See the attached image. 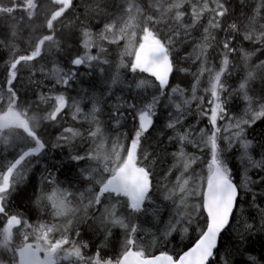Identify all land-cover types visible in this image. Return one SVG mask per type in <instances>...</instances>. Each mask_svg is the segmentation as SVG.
<instances>
[{"label": "snow or ice", "instance_id": "1", "mask_svg": "<svg viewBox=\"0 0 264 264\" xmlns=\"http://www.w3.org/2000/svg\"><path fill=\"white\" fill-rule=\"evenodd\" d=\"M188 2L189 0H175L165 7L164 0H158V4L153 3L147 9L141 8L134 0H76L75 3L74 0H21L18 5L14 0L13 6L0 5V21L17 10L26 13L25 17L8 26L11 39L17 36L21 28L29 33H41L35 41L34 50L28 55L15 56V46L0 40V48L7 47L14 57L8 64L4 84L0 86V143L18 150L14 161L8 162L4 166L6 171L0 173V221H6L0 233V264H60L62 260H67L70 264H264V246L259 257L254 255L255 242L264 241V175L258 174L255 180L248 175L251 169H256L258 173L264 172V136L249 139L247 135L248 128L264 119V60L249 64L256 52L264 55V25L258 24V19L264 20V15H261L264 12V0L253 5H250L248 0H239L241 8L239 15L229 6L232 0H212L211 7L208 0H204L199 9L192 4L191 10L186 13L181 9ZM78 8L82 9L79 14ZM244 8H250V12H244ZM69 12L72 19L66 15ZM205 13L209 18L207 26L203 27L202 42L197 44L193 51L199 50L195 60L201 61V67L196 74L197 82L199 76L205 71H210L203 66L207 62V50L211 48L218 51L222 57V67L212 77L210 89L204 90L210 92L212 99L208 103L211 107L203 108L204 98L197 97L196 86L193 85L191 100H184L183 106L181 103L174 104L175 115L170 116L166 126L173 130L177 126H182L187 115L186 106L193 100L197 101V110L201 115L208 117V125L211 127L208 131L200 130V141L189 142L194 143L198 150L208 149L210 161L206 162V174L189 175L188 179L182 180L191 165L196 164L200 157L193 156L190 161L185 159L182 164L183 171L177 177L181 193L179 204L173 199L174 191L169 189L168 185H164L169 192L165 199L172 201L175 211L173 219L160 238L167 241L173 234L182 235L188 233L189 229L192 232L198 231V234L186 250L175 254L159 251L158 254L146 255L143 246L135 239L137 227L116 218L117 204L121 198H125L126 207L133 213L149 210L145 204L151 201L156 184L153 168L149 166L152 163L151 154L142 147V141L155 124L157 106L161 98L166 97V90L171 87L170 78L174 71H188L178 68L177 64L182 59H190L192 54L180 57L179 46L188 43L191 30L197 27ZM186 15L189 17V23H184ZM37 19L43 23L36 24ZM95 22L102 25L97 34L100 41H108L111 44L127 41L122 57H131L129 63H125L122 58L118 66L110 65L107 59H103L107 53V49L103 47H99L97 54H91L93 47L97 46L92 33ZM63 29L69 30L66 39L78 37L84 49L82 55L70 59V65L77 67L87 65L90 70L88 75L97 70L100 74L99 78L93 76L89 82L91 87L100 88V93L99 95L93 93L87 97L93 101L88 115L83 113L79 102L73 100L70 105V98L66 95L42 92L40 82L35 81L32 76H29L27 84L18 77L21 67L29 68V62L41 56L46 42L50 45L46 51L53 55L64 50L57 38V32H62ZM73 29L76 31H72ZM136 29L140 32L139 38ZM45 31L49 34H43ZM214 32L223 33V38L217 41ZM109 36L114 38L109 40ZM241 41L251 44L255 52L246 51L241 46ZM76 51L79 52V49ZM229 56H238L243 61L242 66L246 73L235 90L243 93L242 98L247 104L240 117H235L228 111L227 102L231 93L221 99V94L228 92L221 83V77L229 68ZM102 65L109 67L107 73ZM121 69H127L131 73L148 74L154 81L150 86L155 88L158 94H152L148 99L135 91L149 86L145 79L133 81L126 86L133 95L129 99L117 98L118 102L109 109L111 113L109 119L119 125L125 112L132 113L137 126L132 129L127 147L113 143L111 154L103 157L93 151H86L84 155L69 154L68 159L77 168L78 176L83 177L85 173H90L88 182L98 187L86 189L87 196L84 193L76 195L60 187L63 182L58 177L63 175L64 168L68 165L60 168L57 174L48 172L41 178V183L50 191L46 192L42 188L36 195L34 204L40 210H43L45 205L49 206L53 218L61 217L65 222L62 225L38 223L33 226L22 212L13 209L11 201L18 184L26 179L31 159L49 147L41 139L44 131L41 125L44 121L50 124L58 123V119H63L62 113L65 109L71 107L74 108L73 120L82 116L87 121L89 115L91 116L93 127L87 130L86 136L88 140L95 142L102 135V121L99 117L105 114L103 105L107 103L106 97L111 95L110 88L105 91L101 85L109 81L111 85L123 83L120 77ZM29 70L31 71L30 68ZM39 71L43 72L44 69L41 68ZM53 75L57 77L56 85L67 88H71L72 83L80 82L78 74L71 68L66 72L54 69ZM256 81L262 85L260 93L250 96L248 95L250 85ZM25 88L30 89L36 96L35 101L25 99L28 95L27 91H22ZM53 91L54 89H50L49 93ZM171 92L183 96L184 90L177 86L171 88ZM41 104L49 105L51 110L44 115L37 114ZM218 120L224 121L222 136ZM189 135L190 133L177 132L176 137L168 138L170 141L175 139L180 146L179 152L173 153L174 157L185 158L184 142L188 141ZM77 138L83 141L85 133L71 127L62 128L60 135L56 137V143L51 144V147L59 149ZM219 140L224 141L223 147L218 143ZM237 146L242 150L241 163L246 165L243 169V182L236 181L226 159ZM253 152L258 159L252 156ZM141 159L145 162L144 166L139 163ZM93 162L95 168L91 167ZM83 163H87L88 167L79 168V164ZM52 167L56 169L58 166ZM170 174L171 171L166 175ZM96 175L101 178L96 180ZM67 179L71 182L75 178ZM189 180L192 183L190 189L187 188ZM188 196L198 201L192 204L190 209L187 206ZM73 200L77 201L79 208L70 206ZM113 200L116 203H112ZM245 204L248 205L247 209L244 207ZM246 211L253 222L245 218ZM201 217L202 226L199 222ZM90 219L91 226L101 232L103 241L110 238L109 229L112 225H119L125 229L126 235L118 256L105 259L101 256L100 249L93 256L86 257L83 254L82 250L87 249L88 244L72 239L71 236L74 234L75 237H80V226L87 224ZM233 224L236 225L235 228ZM13 228L19 233V244L14 240ZM56 234L59 235L58 239L53 241L49 238ZM30 236L34 237V242H29ZM225 236L230 241L228 246L224 243ZM134 247L138 250H133Z\"/></svg>", "mask_w": 264, "mask_h": 264}, {"label": "trees", "instance_id": "2", "mask_svg": "<svg viewBox=\"0 0 264 264\" xmlns=\"http://www.w3.org/2000/svg\"><path fill=\"white\" fill-rule=\"evenodd\" d=\"M10 1L14 2V0H10ZM138 1H140L141 6L146 9L153 3L158 4V0H154V1L138 0ZM170 1L175 2V0H170ZM5 2H8V3H5ZM13 2L10 3L9 0H5V1L1 0L0 5L3 4L2 6H5V7L13 6L12 5ZM20 2L21 0H15V3L17 5L20 4ZM75 2L76 0H74V3ZM192 2H195V4H197L200 7L203 4L204 0H189V2L185 3L184 8L181 10L185 11L186 13L189 12ZM210 2L212 4V0ZM259 2L260 0H248V3L250 5L259 4ZM164 6L165 7L167 6V3L165 4V0H164ZM229 6L235 9V12L237 15L240 14L241 8L239 6V0H232V3ZM49 7H51L50 4H49ZM80 11H82V9L78 8L77 14H79ZM243 11L250 12V8H244ZM70 12L66 15H68L69 19H72ZM25 15L26 13L24 11L17 10L14 13H12L10 16L5 17L3 21H0V40L5 41L6 44L11 43L15 46L14 48L15 56L30 54L31 51L34 50V44H35L36 39H38L39 36L41 35V33L39 32L29 33L28 31L21 28L19 32L17 33V36L14 39L10 38L8 26L11 25L12 23H15L20 18L25 17ZM261 15H264V12H262ZM204 18H208V14L205 15ZM204 18L200 21V23L197 25L196 28L191 30L190 36L188 38V43L183 46H179L180 47V52H179L180 57L182 56L184 57L188 54H192V56L190 59H187V60L182 59L179 61V63L177 64V67L182 68V69H188V71L185 74H183L184 72H181V71H175L173 79H172L173 81L171 82V85H170L171 87H173L174 85L176 86L178 84V86H180L181 89H184L187 92V90L191 86V81L193 79V76L191 77L190 73L192 70L196 71L197 64L201 65V61L195 60V56L199 54V50L197 49V51L194 52L193 49L197 45L195 41H197L203 33V27H205ZM104 22H107V21H104ZM35 23L41 24L43 23V21L40 19H37ZM184 23H189V17L187 15L184 18ZM258 24L264 25V20L258 19ZM101 27L102 25L99 22H95L94 26L92 27V33L94 36L93 39L96 40V44H97V46L93 48L98 49V50H99V47L107 48L106 54H109V55H104L103 59H107L110 65L118 66L122 58L124 59L125 63H129L131 60V57H122L124 45L127 43V41H120L118 44H111L108 41H100L98 39L97 34L100 32ZM72 31H76V30L73 29ZM136 31H137V38H139L140 32L138 29H136ZM43 34H49V33L45 31ZM68 34H69L68 29H63L62 32L61 31L57 32V38L61 41L62 47L64 49L63 51L57 52L55 53V55H53L52 53L46 51L50 46L49 42H46L45 45L43 46L41 56L37 57L34 61L29 62V68L31 69V71L29 70V68L21 67L18 73V77L20 81L27 84L29 76H32L35 81L40 82V90L42 92H44L45 94H52V95L62 93L70 98L69 99L70 105L72 104L73 100L77 102L85 101L87 105L85 107H81V106L80 107L82 108L83 113L88 115L91 112L93 101L91 99H88L87 97H90L93 93L97 95H99L100 93V88L91 87L89 82L92 81L93 76L99 78L100 74L97 70V71H93L91 75H88L90 70L88 69L87 65L81 66V67L70 65L69 63L70 59L76 55H82L84 53V49H82L83 47H82V44L79 43L78 37H74L72 39H66ZM214 35L216 36L217 41L223 38V33H215ZM240 44L246 51L255 52V48L248 42L241 41ZM113 45H115V47ZM76 49H79V52H77ZM98 50H97V53H98ZM217 52L218 51H213V49L210 52H208L207 62L204 64L211 65V64L216 63V60L221 59L222 57L219 54H217ZM257 57H259V59H257ZM13 58H14L13 53L10 52L7 47L0 48V86L4 84V81H5L4 79H6V76H7L8 64ZM259 60H264V55H260L259 52H256V54L251 57L249 64H256L259 62ZM229 61H230L229 69H228L229 71H227L228 73H226V76H223L222 81H224L225 86L227 84L230 87H233V86H237L243 80V77L245 76L246 73H245L244 67L242 66L243 61L238 56H229ZM102 66L105 67V70L107 73L109 71V67L107 65H102ZM41 68L44 69L43 72L39 71V69ZM69 68H71L73 71H75L78 74V79L80 82L72 83L71 88H67L66 86H63V85H56L55 80L57 79V77L53 75L54 69H60L61 72H66L69 70ZM112 74L113 75L115 74L114 68L112 70ZM120 77L123 83L118 82L116 85L113 86V88L110 89L111 95L106 97L107 103L106 105H103L105 114L99 117V119L102 121L101 123L102 135L98 137L95 142L88 140L86 136V132L91 127H93L91 123V116L89 115V118L87 121H85L82 116H78L77 120L78 122L82 123V126L78 125L77 123L73 125V128L74 130L78 129L81 132H84L85 139L81 141L79 138H77L71 141L72 147L70 148L63 147V148L55 150L56 157L68 158L69 154L76 155V154H81V153L84 155L86 151L93 150L94 145H96L99 142L101 143V148H103V151L99 153L100 155L101 153H103L104 155L107 150L110 151L113 143L123 144L125 147H127L128 139L132 135V129L137 126V121L133 119L132 113L125 112L124 116L120 120L119 125H117L115 121H111L109 119V116L111 115V113L109 112V109L111 108L113 104L118 102L117 98L129 99L133 95V92H130L127 90L126 86L128 84L132 83L133 81L138 82L141 79L149 80L152 83H154V81L148 78L145 74L131 73L127 69L120 70ZM101 87H103L105 91L109 90L106 84L101 85ZM171 87L167 90L169 91ZM261 87L262 85L259 81H256L255 83L251 84L250 91L252 92V96L259 94ZM226 88L228 89V87ZM50 89H54V91L49 93ZM228 90L231 91V89H228ZM22 91L28 92V95L27 97H25V99L29 101H35L37 99L36 96L32 94L30 89L25 88V89H22ZM135 91L140 92L144 97H147L148 99L151 98L152 94H158L156 93L155 88L151 87L150 85L145 89H138ZM167 92H166V97H162L160 100V104L157 106V109H156L157 116L155 117L156 121H155L153 128L149 130V132L146 134V137L142 141V147L148 153L151 154L150 160L152 161V163L149 166L153 168L154 175H155L154 184H156V187L154 188V194L152 195L151 201L146 202L145 204V207L148 208L149 210L147 212L133 213L131 209L126 207L125 202L123 201L124 198H121L120 200V203L124 205L125 207L124 208L125 211L131 214V217H129L131 222H133L134 224L137 221L138 223L137 225L140 231L139 233L135 234V239L137 240L139 244L143 246L144 250L147 251L146 255L158 254L159 251H168L170 254H175L176 252L186 250L187 247L191 245L192 239L198 234V231L192 232L191 229H189L188 233H184L182 235L173 234L172 236L168 237L167 241L161 239L160 238L161 236L157 237V235H159V231H165V229L167 228L166 227L167 222L173 219V217L171 216V211H169L170 208H173L172 201L165 199V193L166 192L168 193V191L165 189L164 185H168V188L171 189L170 186L175 181L174 177H175V173L177 169L171 172V174L168 177L164 178L165 175L167 174V168H165L166 161L164 160V158H167L168 162L171 161L172 155H168V153L170 151L173 152L174 150L179 148V144L177 143L175 139H173L172 141L168 139L169 137H176L177 132L180 133V131L169 129L166 126L167 123L169 122L170 116L175 115V107L173 106L175 102L171 101V99L167 95ZM231 95L232 97H231V101H229V105L231 108H234L235 111L233 113H236L237 116H239L243 112V110L241 109L242 106L240 107L241 105L240 103H242V101L239 99L237 94L234 93ZM224 97H227V96L224 95ZM132 102H136V101H132ZM190 109H191V114L187 113L185 117L187 116H189V118L192 117L194 108L190 107ZM50 110L51 109L49 105L41 104L39 106V109L37 110V114L44 115L46 114L47 111H50ZM69 110H72V108L69 107ZM121 111H123V109H121ZM200 118H202V116H200ZM49 124H50L49 122L44 121L41 127L45 125V128L48 129ZM50 125L52 128L50 127V130H47V132L49 131L48 133L50 137H51L52 132L54 135L56 134L60 135L62 131L60 129L61 126L54 127L55 126L54 124H50ZM70 125L71 123L67 124V126H70ZM190 126H192V124ZM263 126H264V119H261L257 121L255 125L248 128L247 130L248 138L252 139L253 137L259 138L261 136H264ZM47 132L46 134H41V137L47 136ZM53 139L50 140V145L53 144ZM17 151L18 150L16 149L15 151L11 150L8 154H4L5 152L0 153V169H4V166L7 165L8 162L14 161V159L16 158ZM241 152L242 150L236 147L226 157L229 167L232 168L234 178L238 182H243L244 180L243 169L244 167H246V165H243L241 163ZM254 154L255 156H253ZM103 155H101V157H103ZM252 156L256 157V153L253 152ZM256 158L258 159V157ZM139 162H141V165L144 166L145 162L142 159ZM206 162L207 160L205 157L203 162L199 166L200 171L203 170L204 172H206ZM255 170L256 169H251L248 172V175L251 176L253 180L257 179L258 174L264 175V172L258 173V171L257 170L255 171ZM36 173L37 172L35 168L34 172L30 174L32 175L30 179L26 182L24 180V182L21 183V185L19 184V186L16 189V193L13 195V198L11 201L13 209L16 211L22 212L24 214V217L27 218L30 224H33L32 222L39 220L40 217H44L41 213H36L37 206L34 204L35 197L36 195H38L37 194L38 182L36 181L35 176H34V174ZM95 177L101 178L99 175H96ZM156 181H162V183H156ZM255 190L258 191V189H255ZM113 201L114 203H116L115 200ZM244 207L245 209H247L248 205L245 204ZM154 212H155V215H154ZM244 216L245 218L249 219V222H253V220L248 217L247 211L244 213ZM237 219L238 220L240 219L239 215L237 216ZM199 222L202 226L203 217L200 218ZM91 225L92 223L90 222L89 229L92 232H94V234H92L91 237L97 238L95 232H99L98 237H100V231H98L95 227H92ZM235 227L236 225L233 224V228ZM257 227H259V224H257ZM145 229H147L149 233L154 232L155 238L157 237L155 242L151 240V237H152L151 233L149 235ZM2 230H3V227H1L0 233H2ZM120 230L121 229L119 228L117 231L114 230V232L111 233V236L109 238L110 240L102 241V242H106L107 249H104L106 253L116 252L118 251V248H120L119 243L116 241V239H120L119 238L120 235L118 234ZM15 234H16V238L14 237V240L17 244H19L20 243L19 233L16 231ZM29 242H34V240H32V238L30 237ZM224 243L226 246L230 245V241L227 236L224 237ZM262 246H264V241L257 240L255 242L254 244V247L256 249V252L254 253L255 256L257 257L260 256Z\"/></svg>", "mask_w": 264, "mask_h": 264}, {"label": "rangeland", "instance_id": "3", "mask_svg": "<svg viewBox=\"0 0 264 264\" xmlns=\"http://www.w3.org/2000/svg\"><path fill=\"white\" fill-rule=\"evenodd\" d=\"M167 1H168V3H171V1L170 0H165V2L167 3ZM134 2L135 3H138L139 4V6L141 7V8H143L142 6H141V3L138 1V0H134ZM208 3H209V6L211 7L212 6V4H211V2H210V0H208ZM191 4H195V2H192ZM196 6H197V8L199 9V6L197 5V4H195ZM189 10H191V7H190V9ZM133 15H135V13H133ZM205 15H207V13L205 14ZM209 18V17H208ZM208 18H204L205 19V26H207V19ZM203 34V33H202ZM215 34V32L213 33V35ZM117 35H119V33L117 32ZM114 37H110L109 36V40H111V39H113ZM201 38V39H200ZM196 42V44H200L201 42H202V35L199 37V39L197 40V41H195ZM107 49V48H106ZM212 50L211 48L210 49H208L207 50V52H210V51ZM97 53V49H95V48H93L92 49V51H91V54H93V55H95ZM222 59V58H221ZM221 59H218V60H216V63H214V64H211V65H206V64H204L203 66L206 68V69H210V71H205L204 72V74L203 75H201V76H199V79H201V82H200V80H199V83H196L197 82V75H196V73L198 74V71H199V68L201 67V65L200 64H198L197 65V69H196V71L195 70H192L191 71V73H190V76L192 77L193 76V79H192V81H191V86H190V88L187 90V92L185 93V92H183V96H181V95H179V94H171L172 92H171V89L167 92V95H172V96H168L170 99H171V101L172 102H175V103H181L182 105H183V101L184 100H191V99H189V97L191 98V90H192V86L193 85H196V90L198 91H196V95H197V97H200V96H203V98H204V102H203V108H205V109H210V107H211V105L208 103V101L209 100H211L212 99V97H211V95H210V92L208 93V92H205L204 90L205 89H209L211 86V82H212V77L215 75V73L216 72H218L219 70H220V68L222 67V65H221ZM82 66H85V65H82ZM198 66H199V68H198ZM214 69V70H213ZM229 69V68H228ZM227 71H229V70H227ZM225 72V74L224 75H222V77H221V83H223L224 84V81H222V79H223V76H226V73H228V72ZM186 72H184L183 74H185ZM206 73V74H205ZM207 73L209 74V75H207ZM148 77V76H147ZM203 77V78H202ZM148 78H150V79H152L151 77H148ZM205 78V79H204ZM153 80V79H152ZM205 80H206V82H205ZM148 82H149V85H151L152 84V82H150L149 80H147ZM208 82V83H207ZM199 86H198V85ZM209 86H208V85ZM240 84V83H239ZM239 84L237 85V86H234V87H230V86H228L227 84H226V86H225V88L226 87H228L229 89H233V90H231V91H229L228 90V92H225V93H222L221 94V99L223 100L224 99V95H226V96H228V94H229V92L231 93V94H237L238 95V97H239V99L243 102V103H241V105H242V107H241V109L243 110V112H242V114H240L239 116H237V114H236V116L237 117H240V116H242L243 115V113H244V109H246V107H247V104H246V102L243 100V93H240V92H237V91H235V89L237 90L238 89V86H239ZM107 86H108V88H113V86L114 85H111L110 84V81H109V83H107L106 84ZM204 85H206V86H204ZM177 86V85H176ZM176 86H173L174 88L176 87ZM172 87V88H173ZM179 88H181L180 86H178ZM147 88V87H146ZM202 88V89H201ZM201 90V92H203V93H200L199 92V90ZM189 91V92H188ZM218 91H219V89H218ZM235 91V92H234ZM170 92V93H169ZM206 93H208V94H206ZM199 95V96H198ZM210 95V96H209ZM242 95V96H241ZM248 95H250V96H252V92L251 91H249L248 92ZM172 97V98H171ZM208 97H209V99H208ZM231 97H232V95H231ZM231 97L228 99V102H227V108H228V111H229V113L230 114H233L234 116H235V114L233 113L234 112V110H233V108H231L230 107V105H229V101H231ZM180 100V102H179V100ZM183 99V100H182ZM182 100V101H181ZM240 101V102H241ZM194 103V104H193ZM195 104H196V106H195ZM79 105L81 106V107H85L86 105H87V103L85 102V101H79ZM246 105V106H245ZM187 107V113H190L191 114V109H190V107H192V108H194V111H193V115H192V117L191 118H189V116H187V117H185L184 119H183V125L182 126H177V128L175 129L176 131H180V133H190V135H189V137H188V141H185L184 142V153H185V158L184 159H181L180 157H174L173 156V153H178L179 152V148L178 149H176V150H174L173 152L172 151H170L169 153H168V155H172V159H171V161H169L168 162V160H167V158H164V160L166 161L165 162V168H167V174L169 173V171H171V172H173L175 169H177L176 170V173H175V181H174V183L170 186L171 187V189L174 191V195H173V199H175L176 200V202H177V204H179V197H180V195H181V193H180V191H179V186H178V183H177V177L178 176H180V173L183 171V167H182V164L185 162V159L186 160H189L190 161V159H191V157H193V156H197V157H200V159L199 160H197V162H196V164H193V165H191V167L189 168V170H188V172H186L185 173V175H184V177H182V180L183 179H188L189 178V175H200V174H206V172H204L203 170H199V166H200V164L203 162V160H204V158L206 157V160H207V162L208 161H210V152H209V150L208 149H202V150H198L195 146H194V143H191V142H189V141H200V139H201V137H200V135H199V132H200V130L201 129H205L206 131H208L209 129H210V125L208 126V123H206V122H208V117H205V116H203V115H201V113L197 110V111H195L196 109H197V101L195 102L194 100L191 102V104H189V105H187L186 106ZM253 107H255V106H253ZM230 109H231V112H230ZM69 112H70V114H69ZM69 112H66V114L65 115H63V113H62V116H63V119H60L59 121H58V123H55L53 126L54 127H56V126H63V127H71V128H73V125L74 124H77L78 123V125H80V126H82V123H80V122H78V120H77V118L75 119V120H73V112H74V108H72V110H70ZM197 113V114H196ZM210 114V113H209ZM200 116H202V118H200ZM235 116V117H236ZM155 119V118H154ZM194 119V120H193ZM207 120V121H206ZM155 121H156V119H155ZM201 122V123H200ZM60 123V125H58ZM64 123V124H63ZM69 123H71V125L70 126H67V124H69ZM204 123H205V125H204ZM63 124V125H62ZM66 124V125H65ZM192 124V126H190ZM223 125H224V121H219L218 120V126H220L221 127V136L222 135H224V133H223ZM207 127V128H206ZM74 129V128H73ZM210 134V133H209ZM115 140V139H114ZM106 141V140H105ZM56 143V138H54L53 139V144H55ZM218 143L220 144V146L221 147H223L224 146V141L223 140H219L218 141ZM180 147V146H179ZM238 147V146H237ZM239 148V147H238ZM11 150H16L14 147H9V146H7L6 144H2V143H0V153H2V152H5L4 154H8ZM91 151H93V152H98V153H100V152H102L103 151V148H101V143L99 142V143H97L96 145H94V147H93V150H91ZM111 151H112V148H111V150L109 151V150H107L106 151V153L103 155V153H101V155H103V156H105V155H110L111 154ZM199 153V154H198ZM200 153L202 154V155H204V156H202V155H200ZM14 155V154H13ZM100 155V154H99ZM122 155H123V153H122ZM190 158V159H189ZM11 162H13V161H11ZM38 162L39 161H33V162H31V164H30V166H29V168H28V171H27V173H26V177L29 175V174H31L32 172H34V170H35V168H36V165L38 164ZM168 162V163H167ZM180 162H181V164H180ZM139 163H141V162H139ZM177 163H179V165L177 164ZM35 164V165H34ZM178 165V166H177ZM141 166H143V165H141ZM6 167H4V169H0V173H2V172H4V171H6V169H5ZM194 170V171H193ZM165 171H166V169H165ZM14 175H15V173H14ZM169 175H165V177L164 178H166V177H168ZM97 178V177H96ZM97 180H99V178H97ZM79 184V183H78ZM21 185V184H20ZM85 186H86V188H80V189H78L77 191H76V195H79L80 193H84L85 194V196H87V192H86V189H88V188H90L89 187V185L88 184H85ZM191 186H192V183H191V180H189V184H188V186H187V188H191ZM91 188H93V189H96V186H95V184H93L92 185V187ZM166 195H169V192L167 193H165V196ZM123 201L125 202V198L123 199ZM198 201H196V200H194V199H192L190 196H188L187 197V206H188V209H190L191 208V206H192V204H194V203H197ZM112 203H114V201H112ZM71 206H73L74 208H79L80 207V205L77 203V201H75V200H73V204H71ZM44 207H46V205L44 206ZM43 207V208H44ZM125 207H124V205H122V207L120 206V208H119V205L117 204V217L116 218H120V219H123L124 220V222L125 223H128V224H130V225H135L136 227H137V233H139V231H140V229H139V227H138V223H137V221L133 224V222H131V220H130V218L129 217H131V214L129 213V212H127V211H125V209H124ZM169 211H171V216L173 217V212L175 211V209L174 208H170L169 209ZM49 211H47V212H45V214H47ZM49 214V213H48ZM78 214V213H77ZM80 214V213H79ZM50 216L51 217H53L52 216V213H50ZM89 216H91V211L89 212ZM133 217V216H132ZM69 218H72L71 216H69ZM134 218V217H133ZM52 220H51V222H55L54 224H57V225H62L65 221H64V218H61V219H59V220H57V219H54V218H51ZM91 223H92V221H91V219L89 220ZM171 220H169L168 222H167V225H168V223L170 222ZM33 224V226H35V225H37L38 223H43V221H41L40 219L39 220H37V221H35V222H32ZM167 225H166V227H167ZM116 226H119V225H112L111 227H110V229H109V231L111 232V230H112V228H114V227H116ZM93 227V226H92ZM1 229V228H0ZM119 229H121L120 230V232L118 233L119 235H120V237H123V238H125V235H126V232H125V229L124 228H122V227H119ZM146 230V232L150 235V233H151V240L153 241V242H155L156 241V239H157V237H159V236H161L165 231H159V235H157V237L155 238V234H154V232L152 233V232H150L149 233V231L147 230V229H145ZM166 230V229H165ZM17 230L15 229V228H13V234H14V237L16 238V234H15V232H16ZM80 231V230H79ZM31 237V236H30ZM119 237V238H120ZM32 238V240H34V237H31ZM50 239H52L53 241L55 240V239H58L59 238V235L58 234H56V235H54V236H50L49 237ZM71 238L72 239H77V240H79V238L80 237H75V235L73 234L72 236H71ZM100 238H103L102 237V235H101V232H100ZM99 246H98V248L100 249H102V250H104V249H107V248H105L107 245H106V242H100L99 244H98ZM120 250H122V246H120V248H119ZM118 249V250H119ZM146 253H147V251H145ZM115 252H110V254H114ZM72 259H75V258H72ZM60 264H70V262L69 261H67V260H62L61 262H60Z\"/></svg>", "mask_w": 264, "mask_h": 264}, {"label": "flooded vegetation", "instance_id": "4", "mask_svg": "<svg viewBox=\"0 0 264 264\" xmlns=\"http://www.w3.org/2000/svg\"><path fill=\"white\" fill-rule=\"evenodd\" d=\"M69 111H70L69 108H67L64 111L63 115H65L66 112H69ZM69 114H70V112H69ZM42 127L44 129L42 134H46L47 129L45 128V125H43ZM50 127H51V125L49 124L48 130H50ZM62 128H66V127H62L61 126V130H62ZM45 130H46V132H45ZM48 132H47V136H42L41 139L44 140L46 142V144L49 145V147L44 152H42L39 156L33 157L31 159V162L39 161L38 164L36 165V172L37 173L34 174L35 179L38 182L37 194L40 193L42 188L46 192L50 191V189H48L46 186L42 185L41 178L43 176L47 175L48 172H54V174L59 173L60 168H63L64 165H68V167L64 168L63 175H59V177H58V179L63 182L60 185L61 188H66V189H68V191H70V192H72L74 194H76V191L78 189L86 188L85 184H88L89 187L91 188L93 184L88 182L90 173H85V175L83 177H79L78 176V172H77V168L75 166H73V162L69 161L68 158L56 157L55 150H57V149L51 147L50 140H52L53 138H56L57 136H59V134L54 135L53 132L51 131L52 134H51V137H50ZM71 143L62 146L61 148H63V147L70 148V147H72ZM80 155H83V154L81 153ZM52 165H57L58 167L56 169H53ZM85 167H88L87 163L79 164V168H85ZM91 167L95 168V163L94 162L92 163ZM69 169H71V171H69ZM104 175L106 176L107 174H104ZM31 176L32 175L29 174L26 177L25 182L28 181ZM68 177H73L75 179H73V180H71V182H69V180L67 179ZM95 179L97 180L96 177H95ZM81 181H84V182L81 183ZM76 182H78L79 184L76 183ZM18 186H19V184H18ZM95 186H96V188L98 187L97 185H95ZM71 204H73V201H72ZM118 205H119V208H120V206L122 207L121 203H119ZM71 207H73V206H71ZM36 210H37L36 213H41L44 216V217H40V220L43 221V223H50V224L51 223H55V222H51V220H52L51 218H53V217L50 216L51 210H50L49 206L46 205V207H44L43 210H40L38 208ZM47 211H49L48 212L49 214L48 213L45 214V212H47ZM78 215H79V212H78ZM55 219L59 220V219H61V217H56ZM5 224H6V221H0V228L4 227ZM89 227H90V221H88L87 224H85V225H81L80 228H79L80 233H81L79 241H83V242L87 243L88 246H89L87 249H83L82 250L83 254L86 257L93 256L96 253V251L99 249L98 248V246H99L98 244L101 241H103V238L98 237L99 236V232H95L97 238L96 237L92 238L91 236H92V234H94V232H92L89 229ZM119 227L120 226H116V227L112 228L111 233H113L114 230L117 231ZM123 239H124L123 237H120V239H116V241L119 243V246H123V242H124ZM108 240H110V239H108ZM65 247H68V246H65ZM133 250H136L135 247L133 248ZM100 251H101V256L103 258H105V259H107V258H115L121 252V250H118L114 254H110V253H106L101 248H100ZM41 255L43 256V253H41Z\"/></svg>", "mask_w": 264, "mask_h": 264}, {"label": "bare ground", "instance_id": "5", "mask_svg": "<svg viewBox=\"0 0 264 264\" xmlns=\"http://www.w3.org/2000/svg\"><path fill=\"white\" fill-rule=\"evenodd\" d=\"M4 1H5V0H4ZM146 1H154V0H146ZM210 1H211V0H210ZM0 2H1V0H0ZM2 2H3V1H2ZM9 2L12 3L13 1H10V0H9ZM16 2H17V1H16ZM139 2H140V1H139ZM5 3H8V2H5ZM5 3H4V4H5ZM18 3H19V2H18ZM0 4H1V3H0ZM165 4H166V2H165ZM167 4H168V1H167ZM2 5H3V4H2ZM12 5H13V4H12ZM205 14H206V13H205ZM15 16H16V15H15ZM16 19H17V18H16ZM97 31H98V30H97ZM95 33H96V32H95ZM93 37H94V36H93ZM110 37H111V36H110ZM112 37H113V36H112ZM95 38H96V37H95ZM200 39H201V38H200ZM195 40H196V39H195ZM95 41H96V40H95ZM98 45H100V44H98ZM110 45H111V44H110ZM113 46L115 47V45H113ZM113 46H112V47H113ZM114 47H113V48H114ZM82 49H83V48H82ZM97 50H98V49H97ZM98 51H99V50H98ZM209 51H210V50H209ZM213 51H214V50H213ZM109 52H110V51H109ZM217 54H218V52H217ZM106 55H109V54H106ZM113 55H114V54H113ZM193 56H194V55H193ZM182 57H183V56H182ZM111 61H112V60H111ZM184 65H185V64H184ZM197 65H198V64H197ZM189 66H190V65H189ZM194 66H195V65H194ZM79 67H81V66H79ZM198 68H199V66H198ZM199 69H200V68H199ZM205 69H206V68H205ZM213 70H214V69H213ZM174 72H175V71H174ZM198 72H199V71H198ZM207 72H208V71H207ZM196 74H197V73H196ZM205 74H206V73H205ZM207 75H209V74L207 73ZM173 76H174V74H173ZM173 76H172V79H173ZM202 78H203V77H202ZM172 79H171V82L173 81ZM204 79H205V78H204ZM4 80H5V79H4ZM199 80H200V82H201V79H199ZM171 82H170V85H171ZM205 82H206V80H205ZM174 83H175V82H174ZM196 83H199V82H196ZM207 83H208V82H207ZM197 85H198V84H197ZM207 85H208V84H207ZM174 86H175V85H174ZM177 86H178V84H177ZM177 86H176V87H177ZM195 86H196V85H195ZM198 86H199V85H198ZM204 86H206V85H204ZM208 86H209V85H208ZM210 86H211V85H210ZM228 86H229V85H228ZM233 87H234V86H233ZM171 88H172V87H171ZM173 88H174V87H173ZM201 89H202V88H201ZM209 89H210V88H209ZM228 89H229V88H228ZM183 90H184V89H183ZM198 90H199V89H198ZM231 90H233V89H231ZM235 90H236V89H235ZM184 91L186 92V90H184ZM196 91H197V90H196ZM229 91H230V90H229ZM188 92H189V91H188ZM197 92H198V91H197ZM199 92H200V93H203V92H201V90H199ZM234 92H235V91H234ZM144 93H145V92H144ZM169 93H170V92H169ZM208 93H209V92H208ZM208 93H206V94H208ZM229 93H230V92H229ZM171 94H174V93H171ZM176 95H177V94H176ZM168 96H172V95H168ZM198 96H199V95H198ZM209 96H210V95H209ZM241 96H242V95H241ZM200 97H201V96H200ZM202 97H203V96H202ZM171 98H172V97H171ZM224 98H225V97H224ZM189 99H191V98L189 97ZM208 99H209V97H208ZM169 100H170V99H169ZM169 100H168V101H169ZM178 100H179V99H178ZM182 100H183V99H182ZM182 100H181V101H182ZM194 101H195V100H194ZM195 102H196V101H195ZM242 103H243V102H242ZM169 104H170V103H169ZM171 104H172V103H171ZM193 104H194V103H193ZM240 104H241V103H240ZM173 106H174V105H173ZM195 106H196V104H195ZM241 106H242V105H240V107H241ZM245 106H246V105H245ZM236 108H237V107H236ZM238 109H239V107H238ZM238 109H237V110H238ZM233 110H234V108H233ZM244 110H245V109H244ZM195 111H197V109H196ZM234 111H235V110H234ZM239 111H240V110H239ZM84 112H85V111H84ZM230 112H231V109H230ZM196 114H197V113H196ZM234 114H235V113H234ZM235 116H236V114H235ZM236 117H237V116H236ZM59 120H60V119H58V121H59ZM82 120H83V119H82ZM206 121H207V120H206ZM200 123H201V122H200ZM206 123H208V122H206ZM47 124H48V123H47ZM47 124H46V125H47ZM63 124H64V123H63ZM63 124H62V125H63ZM58 125H60V123H59ZM65 125H66V124H65ZM204 125H205V123H204ZM206 125H207V124H206ZM206 125H205V126H206ZM208 126H209V125H208ZM62 127H63V126H62ZM263 127H264V126H263ZM42 128H43V127H42ZM51 128H52V127H51ZM206 128H207V127H206ZM60 129H61V128H60ZM47 130H48V129H47ZM45 132H46V130H45ZM55 132H56V131H55ZM257 132H258V131H257ZM47 143H48V142H47ZM198 154H199V153H198ZM251 154H252V153H251ZM200 155H202V154L200 153ZM3 156H4V155H3ZM12 156H13V155H12ZM202 156H204V155H202ZM253 156H255V154H254ZM189 159H190V158H189ZM6 160H7V159H6ZM177 164L179 165V163H177ZM180 164H181V162H180ZM34 165H35V164H34ZM178 165H177V166H178ZM231 166H232V165H231ZM175 170H176V169H175ZM255 171H256V170H255ZM259 175H260V174H259ZM143 241H144V240H143ZM106 248H107V247H106ZM108 248H109V247H108ZM117 248H118V247H117ZM114 249H115V248H114ZM114 249H113V250H114ZM118 249H119V248H118ZM119 250H120V249H119ZM115 251H116V250H115Z\"/></svg>", "mask_w": 264, "mask_h": 264}, {"label": "water", "instance_id": "6", "mask_svg": "<svg viewBox=\"0 0 264 264\" xmlns=\"http://www.w3.org/2000/svg\"><path fill=\"white\" fill-rule=\"evenodd\" d=\"M146 76H148V77H150L148 74H145ZM171 79H172V77L170 78V82H171ZM66 110V109H65Z\"/></svg>", "mask_w": 264, "mask_h": 264}]
</instances>
